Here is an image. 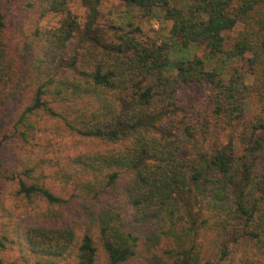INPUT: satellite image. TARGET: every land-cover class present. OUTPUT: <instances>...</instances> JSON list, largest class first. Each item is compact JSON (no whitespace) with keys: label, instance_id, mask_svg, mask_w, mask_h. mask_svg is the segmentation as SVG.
Segmentation results:
<instances>
[{"label":"trees","instance_id":"1","mask_svg":"<svg viewBox=\"0 0 264 264\" xmlns=\"http://www.w3.org/2000/svg\"><path fill=\"white\" fill-rule=\"evenodd\" d=\"M9 1L0 100L21 101L0 149L14 137L5 194L25 212H3L0 250L14 246L23 264H264V0H124L144 15L161 10L167 37L146 43L132 22L111 25L82 68L73 56V73L61 71L79 25L69 0H26L27 14L64 16L22 28L18 46L6 33ZM193 46L203 56L169 58ZM187 84L210 89L217 122L241 121L222 146L198 145L207 133L190 119L158 127Z\"/></svg>","mask_w":264,"mask_h":264},{"label":"rangeland","instance_id":"2","mask_svg":"<svg viewBox=\"0 0 264 264\" xmlns=\"http://www.w3.org/2000/svg\"><path fill=\"white\" fill-rule=\"evenodd\" d=\"M25 2L26 0H10L4 8L8 41L14 46L20 45L24 39L22 28L31 27L34 22L42 27H53L58 25L64 16V14L59 12H48L43 17L38 18L32 12L27 14L24 6ZM67 7L75 15L79 25L71 39L69 51L63 60L62 73H73L67 68V64L73 59V56L77 59L75 64L82 68L85 54L93 47L92 39L94 37L99 39L110 37L114 31L111 25L127 28V25L132 22L133 26L139 27L137 37L146 43L164 40L170 27V21L164 18L161 10L155 9L152 14L144 15L142 10L137 7L126 6L124 0H69ZM93 8L95 9L94 14L92 13ZM91 15H94V18ZM193 52L203 56L204 49L202 46H193L187 51L173 48L169 52V58L173 60L181 56L187 57ZM209 66H212V64ZM246 81L251 82L249 75L246 76ZM209 93L210 89L204 86L184 85L177 102L179 110L159 121L157 123L158 127L165 129L172 125H179L181 120L190 119L193 122H197L199 127L203 128L207 133L205 141H203L202 136L199 137L198 145L205 144L210 148L222 146L229 137L234 135L236 129L241 127V121L235 128H230L221 122H217L211 116L208 100ZM20 101V95L8 96L0 100V133L12 132V125ZM248 107L244 120L250 119L255 111V100L253 97H250ZM194 147L191 144L189 147L190 153H193ZM14 148V137H10L3 142L0 149V233L4 221L3 212L9 211L8 215L11 216L12 214L17 219L22 217L23 212H25L22 208L13 206L11 200L5 194L6 189L10 187L9 178L11 173L18 167ZM52 180V178L49 179L51 183ZM1 203L4 208H1ZM71 216L76 218L75 215ZM75 225L77 226L78 223L76 222ZM0 254L3 261L2 264H23L14 246H9L8 249H1ZM100 264H103V262L101 261Z\"/></svg>","mask_w":264,"mask_h":264}]
</instances>
